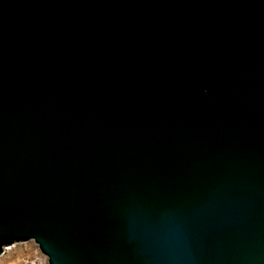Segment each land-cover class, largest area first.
I'll use <instances>...</instances> for the list:
<instances>
[{"label": "water", "instance_id": "95a60500", "mask_svg": "<svg viewBox=\"0 0 264 264\" xmlns=\"http://www.w3.org/2000/svg\"><path fill=\"white\" fill-rule=\"evenodd\" d=\"M264 264V0H0V255Z\"/></svg>", "mask_w": 264, "mask_h": 264}, {"label": "rangeland", "instance_id": "374dc122", "mask_svg": "<svg viewBox=\"0 0 264 264\" xmlns=\"http://www.w3.org/2000/svg\"><path fill=\"white\" fill-rule=\"evenodd\" d=\"M0 264H48V260L33 241H28L5 247Z\"/></svg>", "mask_w": 264, "mask_h": 264}]
</instances>
